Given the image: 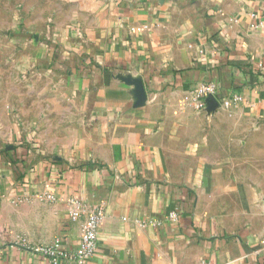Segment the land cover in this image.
Returning a JSON list of instances; mask_svg holds the SVG:
<instances>
[{
  "label": "crops",
  "instance_id": "obj_1",
  "mask_svg": "<svg viewBox=\"0 0 264 264\" xmlns=\"http://www.w3.org/2000/svg\"><path fill=\"white\" fill-rule=\"evenodd\" d=\"M30 2L41 45L0 75V264L79 250L96 209L80 264H264V0Z\"/></svg>",
  "mask_w": 264,
  "mask_h": 264
},
{
  "label": "built area",
  "instance_id": "obj_2",
  "mask_svg": "<svg viewBox=\"0 0 264 264\" xmlns=\"http://www.w3.org/2000/svg\"><path fill=\"white\" fill-rule=\"evenodd\" d=\"M144 0H139L142 2ZM138 28H132L131 32H140ZM38 43V40L35 39ZM220 90L217 83L213 81H207L200 84L196 89L192 90L191 97L196 107L199 110L207 108L210 99H217ZM243 102V97L240 94H234L231 96H224L221 99V105L225 108L230 107L233 104ZM92 167V166H90ZM47 199L54 201L55 196L50 194ZM78 210L74 212L73 219L78 220L82 216L81 205L76 203ZM103 211L96 209L91 212L85 219L82 225V237H81V248L77 251H70L64 245L62 240H56L54 244L50 246H29L25 239H21L18 243L28 247V250L33 252L35 255L46 258L51 264H80L86 260L91 259L97 250V238L99 232V226L103 218ZM181 214L178 210L172 211L168 215V220L171 223L179 222ZM156 227L162 226V221H156L154 224ZM216 231H214V234ZM209 264L215 263V254L212 253L209 258Z\"/></svg>",
  "mask_w": 264,
  "mask_h": 264
},
{
  "label": "rangeland",
  "instance_id": "obj_3",
  "mask_svg": "<svg viewBox=\"0 0 264 264\" xmlns=\"http://www.w3.org/2000/svg\"><path fill=\"white\" fill-rule=\"evenodd\" d=\"M24 1H29L27 4H31L30 0H0V75L6 71V66L19 63L23 50L41 45L35 33H27L23 28L24 17H29L32 10L29 6H25L27 4H22ZM47 4L49 3L43 2V5ZM39 11L49 10L43 8ZM14 24H17V27ZM35 39H39L38 43L34 41Z\"/></svg>",
  "mask_w": 264,
  "mask_h": 264
},
{
  "label": "water",
  "instance_id": "obj_4",
  "mask_svg": "<svg viewBox=\"0 0 264 264\" xmlns=\"http://www.w3.org/2000/svg\"><path fill=\"white\" fill-rule=\"evenodd\" d=\"M210 100H211V99H210ZM210 100H209V101H210Z\"/></svg>",
  "mask_w": 264,
  "mask_h": 264
}]
</instances>
